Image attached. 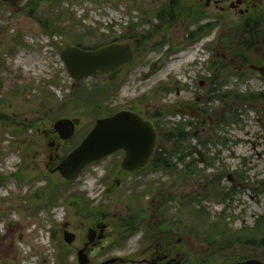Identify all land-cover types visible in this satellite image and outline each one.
<instances>
[{
  "label": "flooded vegetation",
  "instance_id": "af4514ba",
  "mask_svg": "<svg viewBox=\"0 0 264 264\" xmlns=\"http://www.w3.org/2000/svg\"><path fill=\"white\" fill-rule=\"evenodd\" d=\"M123 1L125 8L114 4L115 16L106 24L105 31H92L82 23L84 18L69 11L70 0H21L17 11L0 0V123H4L5 136L6 132L8 136L4 139V132H0V144L3 140L7 143V148H1L0 153L4 155L10 151L18 158V151L24 150L29 155L27 151L32 145L41 146L34 133L43 139L48 149V161L44 164L46 186H53L54 174L60 181L70 184L65 190L74 191L68 195L69 206L78 220L74 227L84 229L80 244L76 245L70 219L62 223L63 240L65 231L73 233L69 242L64 240L62 250L67 256L72 251L77 255L83 249L87 264H102L110 258L117 260L108 264H227L249 258L264 262L261 219L252 227L243 226L242 229L248 231L246 237L237 236L227 226L229 231L189 232L184 238L178 216H174V226L166 217L173 207L182 213L183 205L197 203V191H203L201 198H208L205 191L214 190L217 185L228 192L227 200H234L242 180L246 179L240 169L232 172L226 169L220 158L221 152L214 151L208 157L205 152L209 154L212 145L220 143L224 146L228 142L226 137L216 133L215 128L219 123L237 121L230 116V107L241 105L238 103V96L243 91L240 82L246 78L250 84H256L254 80L258 79L264 81L257 69L264 64V0ZM3 10H8V14ZM15 19H20L21 29H10ZM26 24L31 25L27 30ZM33 26L38 28L44 41L33 34ZM110 42L126 43L132 54L131 60L114 72H98L93 77L73 81L70 95L87 78L121 80L134 77L152 81L149 86H153L147 93L127 101L134 108L112 105L113 111L101 114L103 110L98 107L95 120L119 110L135 111L154 124L158 134L156 148L143 168L124 171L121 168L124 152L117 150L68 180L54 168L85 137L95 120L91 128L79 131L78 117L79 123L74 126L72 135L62 139L53 125L55 120L63 117L48 122V114L38 113L20 119L18 96L23 88L18 87L22 72L21 65L18 69V51L23 50L25 57L32 53L38 56V50L47 47L41 55L46 62L45 82L48 85L56 78L66 86L65 81L72 77L60 51L69 46L94 49ZM53 51L56 58H53ZM186 52L195 55L185 59ZM259 86L248 85L247 90L262 97L264 85ZM136 88H139L137 83ZM32 89H35L34 85ZM42 91V99L49 98L50 90L42 87ZM32 94L29 92L28 95ZM116 94L114 97L118 98ZM103 97L105 95L100 93L98 100L101 102ZM156 97L164 99L160 107ZM215 102L224 105L222 111L217 109ZM166 105L170 108H161ZM159 123H182L181 127L191 136L177 141V152L165 154L162 148L165 149L166 144L159 136ZM199 132H207V136L199 139ZM77 134L79 140L72 143ZM191 138L199 140L191 143ZM18 145L26 148L18 150ZM195 149L201 154L198 155ZM154 155L158 158L170 155L168 164L163 161L157 167L150 166ZM37 156L38 151L33 150L31 159ZM198 163L202 167H198ZM11 169H0V192L5 189L0 195V204H5V209L0 208V221L6 227V236L0 235V261L7 260L8 254L14 252L18 240V233L15 234L18 222L6 221L18 209V175L23 176L24 181H31L41 174L39 171L31 175L19 173L18 162ZM90 179L95 183L87 187ZM224 182L228 187L222 185ZM78 201L79 209L76 208ZM110 205L120 206L121 211L110 213L107 210ZM137 234H140L137 242L140 259L123 254L129 239ZM201 238L206 242L200 243ZM96 253L111 257L91 262L89 255Z\"/></svg>",
  "mask_w": 264,
  "mask_h": 264
},
{
  "label": "rangeland",
  "instance_id": "374dc122",
  "mask_svg": "<svg viewBox=\"0 0 264 264\" xmlns=\"http://www.w3.org/2000/svg\"><path fill=\"white\" fill-rule=\"evenodd\" d=\"M123 3L125 1L121 2V0H70L67 7L76 17L84 18L82 23L87 25V28L92 29V31L96 29L105 31L106 24L111 23L115 16L114 4L118 8H125ZM2 12L8 14V10H3ZM30 26V24L24 25L25 30ZM33 27V34L39 40L44 41V37L38 31V28ZM13 28L21 29L20 19L12 21L10 29ZM32 32L30 31L29 33ZM11 33H14V30ZM39 43L41 44L40 41ZM46 48L42 47V49H39L38 56L32 53L25 57L22 55L23 50L18 51V69H20L19 65L22 68V72H18L21 74V77L18 78V87L23 88L21 95L18 96V114H20V119H23L25 116L31 117L38 113L48 114L50 116L48 122L51 119L59 117H79L80 124L78 129L80 131L84 128H91L98 113L96 107L103 110L101 114H107L113 111L114 109L111 108L112 105L116 107H131L130 102L127 103L129 99H137L140 95H144L141 93H147L153 86H149L152 82L150 80L143 81L138 78L134 79V77L121 80L87 78L80 82L83 91L81 90L77 96L70 95L73 88L71 85L74 80H66V86H62V80L56 78L48 85L45 82V74L47 73L45 70L46 62L41 59V55L45 54L44 51H46ZM194 55V52H186L184 57L185 59H189L193 58ZM53 58H56L54 51ZM54 64L57 65L55 60ZM154 79L156 80V78ZM247 79L245 81L242 80V82L239 81L243 89L242 94L255 93L254 91L247 90L248 85H264L263 80H254L256 84H250L251 82ZM56 83H59V85H55ZM136 83L139 85V88H136ZM33 85L35 86L34 90L32 89ZM42 87L50 90L51 95L49 98L42 99ZM29 88L31 89L29 90ZM37 89H39L38 92ZM32 91L34 94H32ZM29 92L32 95H28ZM100 93L105 95L101 102L98 100ZM115 94L119 97H114ZM146 97L148 96L146 95ZM171 97L174 98V96ZM113 99L114 101H112ZM156 99V104L160 107L164 99L161 97H156ZM214 105L217 109H221L220 111L224 107L220 102H215ZM132 107L134 108V106ZM7 108L6 110H8ZM161 108L169 109L170 106L166 105ZM235 109H237V112L231 113ZM230 116L237 121L220 124L219 127L215 128L216 133L226 137L228 142L224 146H221L220 143L210 146L209 154L206 151L205 155L208 157L214 151L221 152L220 156L222 157L220 158L223 159V164L226 169L229 172L240 169L242 173H245L246 179L244 178L242 180L241 187L238 190L239 192L234 195V200L222 199V188L217 185L214 190L212 188L209 190V197L202 198L199 204L183 205L181 207L182 213L178 212V208L173 207L169 209L166 217L169 221L172 220L171 224L174 226V216H178L177 219L180 221L181 234L184 238L189 232L199 234L210 232V224L212 223L210 220L218 221V223L226 221V226L231 228L233 233H239L240 235V233H248V231L242 229L243 226L252 227L258 219L264 218V100L249 103L243 102L237 108L230 107ZM46 124L49 125L50 123ZM175 124L159 123L158 128L159 130L160 128L164 130L173 127ZM3 125L4 123H0V132L5 131ZM2 134V138L5 139L8 137L7 132L6 136L5 132ZM34 134L41 146L32 145L33 149L31 148L27 151L29 155H26L24 150L22 152L18 151V158L10 151L4 155L0 153V169L12 170L11 167L15 162H18L19 173L25 175H31L37 171L41 173L37 179H32L31 181H24L23 176L18 175V209L17 212H13L9 220H6L18 222V229L15 231V234L18 233V240L16 239L15 242V253L8 254L7 260L2 259L0 264H78L75 251L70 252L68 256L62 254V248L65 242L61 230L62 223L65 220L70 219L69 221L72 225L71 230L76 235V245L80 244L84 234V229L78 230L74 227L78 225V220L76 219L77 216L73 215V208L69 206L68 195L74 191H66V187H69L70 184L60 181L61 179L58 178L57 174L53 175L55 178L53 186H46L47 172L44 164L48 161V149L44 145L45 143L40 135L37 133ZM198 135L200 137L199 139H204L207 136V132H199ZM79 137V134L75 135L72 143L78 141ZM199 139L191 138L190 142L195 143ZM166 146L168 150L172 148L171 143H167ZM229 147L230 149H228ZM1 148H7L5 140L0 144V151ZM23 148H26L25 145L23 147L22 145H18V150ZM33 150L38 151L36 159H31ZM197 166L202 167V164L198 163ZM203 167L206 168V165ZM94 183V179H90V185L88 184L89 186L87 185V187H90L91 184L94 185ZM222 185L228 187L227 182L222 183ZM189 190L190 188L188 187L187 191ZM4 191L5 189L0 192V195ZM197 193L199 199H201L203 191H197ZM79 203L80 201H78L77 209H79ZM1 204L0 208L2 210L5 209V204ZM201 206L209 212L208 223L203 222L202 219L204 218L199 214L200 212L198 210H200L199 207ZM29 208H31L30 211L28 210ZM107 210L115 214L121 211V207L110 205ZM70 213L72 215H69ZM5 230V223L0 221V235L6 236ZM263 231L264 227L261 226V233ZM137 235L129 239L126 246L127 249L124 253L123 251L121 253H128L125 255L140 259L141 255L137 243L140 234ZM200 237L202 236L199 235ZM201 242L204 243L206 240L201 238ZM109 257H111L109 254L96 253L89 255L91 262L101 261ZM4 261L6 262L4 263Z\"/></svg>",
  "mask_w": 264,
  "mask_h": 264
},
{
  "label": "water",
  "instance_id": "95a60500",
  "mask_svg": "<svg viewBox=\"0 0 264 264\" xmlns=\"http://www.w3.org/2000/svg\"><path fill=\"white\" fill-rule=\"evenodd\" d=\"M13 11H17L21 0H2ZM67 70L74 81L98 72H114L127 64L132 57L126 43L110 42L94 49H81L69 46L60 51ZM264 77V64L257 67ZM79 123L78 117H63L54 121V128L62 139L72 135L74 126ZM158 134L152 122L144 119L132 110H119L106 117H99L85 137L70 150L55 166L65 179H71L85 167L97 162L102 157L122 150L124 152L121 168L131 171L143 168L156 148ZM198 155L200 150L195 149ZM73 233L65 231L64 240L70 241ZM117 258L105 260L102 264L116 261ZM78 264H87L83 249L77 253ZM227 264H264L257 259H246Z\"/></svg>",
  "mask_w": 264,
  "mask_h": 264
},
{
  "label": "trees",
  "instance_id": "16d2710c",
  "mask_svg": "<svg viewBox=\"0 0 264 264\" xmlns=\"http://www.w3.org/2000/svg\"><path fill=\"white\" fill-rule=\"evenodd\" d=\"M81 90H82V85H81V83H79L75 88H74V90H73V95L74 96H77V95H79L80 94V92H81ZM83 91V90H82ZM85 91V90H84ZM262 101V100H264V94L262 95V97L260 96V95H258L257 93H245V94H241V95H239L238 96V103L239 102H241V104H243V102L244 103H249V102H253V101ZM239 106H240V104H238ZM238 107V106H237ZM98 110V107H96V111ZM219 124H223V123H219ZM182 125L180 124V123H176L173 127H169V128H167V129H164L163 130V128L161 129L160 128V131H159V136H160V138H161V140L164 142V143H171L172 144V150L170 149V150H168V148H167V146L165 147V149L164 148H162V152H165V154H167V153H170V155H171V153H175V152H177V148H178V146H176V143H177V141H179L180 139H181V137H187V136H191V133L189 132V131H185L184 129H183V127H181ZM170 155H168V156H163V157H159L158 158V156H156V155H154L153 156V159L151 160V162H150V166H153V167H157V166H159L158 164H159V162H163V161H165V163H167L168 164V158H169V156ZM166 157V158H165ZM166 164V166H168ZM222 192H223V196L221 197L222 199H226V197H227V193L228 192H226L224 189H222ZM205 194L209 197V193H208V191L206 190L205 191ZM202 200V198L201 199H198V201H197V204H199L200 203V201ZM200 208V210H198L199 212V214L201 215V216H203V218L204 219H202V221L203 222H207L208 223V218H209V212L208 211H206L204 208H203V206H201V207H199ZM194 212H195V210H193ZM260 221V223H261V226H263L264 227V218H262L261 220H259ZM210 222H212L211 224H210V228H211V231H217L218 232V230H219V232H225V231H229V228L226 226V221H224V222H220V223H218V221H212V220H210ZM214 222V223H213ZM217 228H218V230H217ZM244 230V229H243ZM237 236H239V237H246V235L245 234H241L240 233V235H239V233H235ZM254 234V233H253ZM261 237H262V240H261V242H262V244H263V246H264V231L261 233ZM247 238H249L248 236H247ZM62 254H64V253H62ZM67 256V255H66Z\"/></svg>",
  "mask_w": 264,
  "mask_h": 264
}]
</instances>
